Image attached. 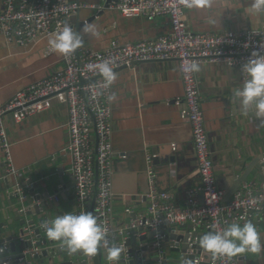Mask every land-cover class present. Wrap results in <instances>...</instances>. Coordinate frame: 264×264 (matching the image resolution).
I'll return each instance as SVG.
<instances>
[{
	"label": "crops",
	"instance_id": "0c3cea01",
	"mask_svg": "<svg viewBox=\"0 0 264 264\" xmlns=\"http://www.w3.org/2000/svg\"><path fill=\"white\" fill-rule=\"evenodd\" d=\"M75 1L101 6L99 10L81 9L67 21L75 33L79 30L80 39L84 41L79 51L73 52L75 54L84 55L85 49L103 52L112 42L120 45L137 44L172 33L170 19L167 17L153 21L125 17L117 10L106 8L102 0ZM2 11L3 3L0 0V13ZM185 14L187 28L194 33L219 35L264 30V10L258 12L253 7V0L209 1L206 7L188 8ZM93 15H96L95 18ZM86 26L89 31H85ZM55 35L39 36L34 42L21 46L7 40L0 32V108L19 91L64 70L65 56L68 54H61L53 46L51 40ZM199 66L196 78L202 98L216 186L225 195L236 180H246L239 193H243L249 185L254 193H260L264 186V117L257 118L254 108L246 114L243 111L236 93L246 79L237 68L207 63ZM112 73L108 98L111 108L113 166L111 222L113 231H123L122 242H115V245L119 248L122 246L121 252L128 253L130 249L125 245H128L133 232L127 231L133 221L147 217L149 204L144 208L143 198L151 192L149 171L154 176L155 192L168 196L164 200L167 205L186 210L190 207L189 197L195 194L196 207L199 208L203 205L204 197L192 128L184 104L185 90L179 62H143ZM4 126L15 175L8 176L5 171L4 153L0 144V190L6 195L3 206L0 204V224L13 217L16 212V196L13 193L27 181L31 182L35 194L44 200L40 204L52 207L50 221L64 214H76L72 159L65 152L69 141L67 106L52 99L48 109L22 122H15L11 115L5 116ZM165 151L176 157L173 169L157 165L161 153ZM148 155L152 157L150 165L147 163ZM17 192L23 193V189ZM10 193L13 196H9ZM248 221L256 225L264 243V209L254 212ZM177 227L168 226L167 229L177 234ZM195 231L209 233L203 227ZM145 233L153 234L147 230ZM166 233L167 239L172 236L168 231ZM138 234L141 237L142 234ZM155 241L149 238L137 243L136 250L149 248L139 255L144 263L154 258L151 250L162 253L164 246L169 249L176 243H166L164 240L162 247L155 249ZM59 247L68 249L62 243ZM43 250L45 248L41 247L38 252ZM62 251L63 254L56 257L55 264H82L87 259L82 251ZM233 258L238 264H264V252L245 253ZM41 261L50 264L48 259L42 258Z\"/></svg>",
	"mask_w": 264,
	"mask_h": 264
},
{
	"label": "built area",
	"instance_id": "2783aa9c",
	"mask_svg": "<svg viewBox=\"0 0 264 264\" xmlns=\"http://www.w3.org/2000/svg\"><path fill=\"white\" fill-rule=\"evenodd\" d=\"M218 1V0H209ZM0 32L9 41L24 46L39 36L59 34L81 9H101L75 0H2ZM125 17H140L149 21L167 17L172 33L153 41L120 45L112 42L103 52L85 49L84 55L71 53L65 56L63 71L19 91L14 98L0 108V144L4 153L7 174L14 172L13 158L4 126L5 116L11 115L19 123L50 106L56 99L68 108L69 141L65 152L72 159V176L75 182L76 215L91 211L111 242L123 235L115 232L111 222L113 194L112 125L108 102L111 83L100 72L107 64L112 72L123 67L153 61L177 60L185 90L184 104L192 128L193 143L199 165L203 193V205H196L195 194L188 199L189 208L179 210L164 203L165 194L155 191L154 176L149 171L151 192L147 196V217L133 221L128 233L150 228L155 234L154 248L162 247L163 227L190 224L209 232H222L231 223H244L254 212L264 209V186L254 193L246 186L229 204L224 203V193L216 186L209 138L206 130L202 98L198 88L193 63L198 65H226L239 69L245 79L243 65L252 51L264 54V30L242 33L228 32L219 35L194 33L187 28L185 12L189 8L185 0H118L109 6ZM68 26V25H67ZM152 157L147 156L150 165ZM197 206V207H196ZM145 231L141 236L146 235ZM195 243L192 241L191 244ZM111 245V244H110ZM109 245V246H110ZM122 248V246H120ZM92 257L87 256L86 260ZM201 258L195 264H199ZM109 264H114L109 261ZM210 264H238L235 258H212Z\"/></svg>",
	"mask_w": 264,
	"mask_h": 264
},
{
	"label": "water",
	"instance_id": "95a60500",
	"mask_svg": "<svg viewBox=\"0 0 264 264\" xmlns=\"http://www.w3.org/2000/svg\"><path fill=\"white\" fill-rule=\"evenodd\" d=\"M102 2L106 8H109L111 4L118 2V0H102ZM95 16L96 15H93V18H95ZM90 20H88V23ZM77 34L80 37L79 30L77 31ZM81 41V45H83L84 41L82 39ZM79 49L80 47L76 49V52H78ZM119 70L121 71L123 68H120ZM175 163L176 157L165 151L161 153V158L157 165L162 168L173 169ZM7 175H15V172ZM245 181L246 180L235 181L231 189L227 192V194H225L223 200L224 203H229L233 197L241 191V186ZM20 189H23V193L17 192ZM20 189L15 190L13 193V195L16 196V212L13 214L11 219H7L6 222L0 224V264H44V262L41 261L42 258L48 259L50 264H55L56 257L63 254L62 249H65L66 251L64 252L67 253L69 250L59 247L62 243L61 241H54L47 236V231L44 227V224L45 222H50L51 220L53 215L52 207L47 204H40L44 200L41 199V196H37L35 194V189L33 188L30 181L23 182ZM11 195L12 194L10 193L9 196ZM5 198L6 195L0 190L1 205ZM10 204L11 202H9V205ZM148 204L147 197L143 198V207L147 208ZM92 207L93 203L91 204L90 212L94 215ZM8 217H10L9 214ZM162 229L166 243H170V241L176 242L172 244L169 249H166V246H164L162 253L155 251L154 249L151 250L150 252L153 253L154 258L150 262L144 263L139 255L143 251H148L149 248H140L136 250L137 243L146 241L149 238L152 240L155 234L147 233L146 235L139 237L138 233L145 231L144 228H141L138 231L131 233V238L128 241V245H125V247H129V252H121L119 260L115 263L195 264L197 259L200 257L201 261L199 264H210L211 259L213 258L212 254L204 251L200 247V239L203 235H205V233L196 232L195 227L188 224L177 227V234L170 233L172 230H168L166 227H163ZM146 230L150 231V228L148 227ZM167 231L172 235L168 239L166 236ZM192 232L195 233L192 234ZM195 239L197 242L191 244L192 241H195ZM115 240L113 243L122 242L121 236L117 237ZM41 247H44L45 250L38 252ZM106 251L102 250L101 254L99 252L97 256L94 257V259L91 258L90 260H86L82 262V264H91V260H93V264H106L109 261L106 258ZM47 264L49 263L47 262Z\"/></svg>",
	"mask_w": 264,
	"mask_h": 264
},
{
	"label": "clouds",
	"instance_id": "9594fccd",
	"mask_svg": "<svg viewBox=\"0 0 264 264\" xmlns=\"http://www.w3.org/2000/svg\"><path fill=\"white\" fill-rule=\"evenodd\" d=\"M185 3L189 8H204L209 0H185ZM253 7L258 12L264 10V0H253ZM85 31H89L87 26ZM51 43L61 54H69L80 47L82 41L79 35L66 25L62 32L55 35ZM191 70L199 72L200 66L193 63ZM242 70L248 78L236 94L240 98L243 111L246 114L254 108L257 118H262L264 117V54L256 50L252 51ZM100 72L111 83L113 73L107 64L100 66ZM44 227L50 239L61 241L71 253L82 251L85 255L94 258L100 251L106 249V258L113 262L118 261L121 256V248L109 240L106 229L100 226L91 212L57 216L54 220L45 222ZM200 247L211 253L213 258H233L245 253L264 252L260 233L251 221L243 225L231 223L222 232L206 233L200 239Z\"/></svg>",
	"mask_w": 264,
	"mask_h": 264
}]
</instances>
